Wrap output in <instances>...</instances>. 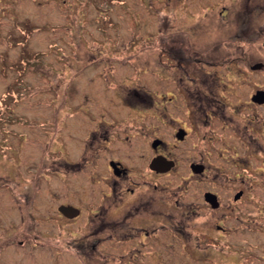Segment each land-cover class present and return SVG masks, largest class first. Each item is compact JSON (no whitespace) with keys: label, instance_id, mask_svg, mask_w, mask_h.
I'll use <instances>...</instances> for the list:
<instances>
[{"label":"flooded vegetation","instance_id":"1","mask_svg":"<svg viewBox=\"0 0 264 264\" xmlns=\"http://www.w3.org/2000/svg\"><path fill=\"white\" fill-rule=\"evenodd\" d=\"M199 1L215 13L216 28L191 36L223 42L199 49L164 39L155 62L133 68L145 72L143 84L120 88L124 69L99 70L94 59L69 69L70 79L91 70L89 83L97 80L82 89L76 114L81 151L72 160L65 149L55 157L51 146L47 212L33 207L38 174L0 175V188L14 195L10 205L0 200V264H166L187 243L206 251L203 258L231 251L246 258L245 246L234 250L233 233L264 231V0ZM68 83L62 100H52L55 137L61 109L71 107H63ZM92 169L90 191L55 203L56 176L70 189V173L85 183Z\"/></svg>","mask_w":264,"mask_h":264},{"label":"rangeland","instance_id":"2","mask_svg":"<svg viewBox=\"0 0 264 264\" xmlns=\"http://www.w3.org/2000/svg\"><path fill=\"white\" fill-rule=\"evenodd\" d=\"M113 4L111 0L0 2V175L38 174L40 186L33 207L43 212H47L52 202L51 174L47 166L49 153H52L51 146L56 142L55 150L58 153L54 154L55 157H64L65 149L68 158H78L81 151L77 134L80 123L75 119L79 118L76 114L81 112L82 89L97 84L96 77L89 83L88 76L94 73L91 70L87 71L88 75L78 74L70 79L68 75L73 74V71H69L72 66H82L91 59L99 63V70L114 64L124 69L118 72L117 79L120 80V88H127L131 84L144 83L145 72L140 71L139 74L133 68L138 65L143 69L146 64L155 62L158 47L166 40L165 37L168 38L169 46L172 42L179 46L181 40L184 43L181 46L186 48L193 45L199 49H206L213 44V40H217L208 34H204L201 39L191 36L197 31L207 32L216 28L215 13L211 15L212 10L204 7L206 3L199 0H119L118 4ZM161 15L163 20L159 22ZM217 41L223 42V39ZM222 44L216 46L221 48ZM216 52L220 57H233L227 56L225 49ZM232 61L241 62L235 58ZM49 68L56 72L54 79L53 75H49ZM54 80L58 85L56 95L51 87ZM67 83V91L72 83L73 89L70 96L65 97L67 103L63 107L69 105L71 110L61 109L64 104H59L63 112L57 119L59 126L55 137L52 117L56 104L53 105L52 100L54 103L62 100L61 91ZM118 105L122 109L123 105ZM66 115L67 122L60 124ZM43 160L46 163L44 165ZM261 170V193L264 199V165ZM88 171L86 174L89 177L85 183L82 173H70V189L64 185L66 179L62 175L63 179L56 176L55 203L65 200L78 202L80 193L90 191L88 181L93 178L95 171ZM13 196L9 189L0 188V200L4 199L6 206L12 204ZM251 205L255 206L249 203ZM42 222L47 226V221ZM238 234L235 236L233 233L232 245H236L237 249L234 250L245 246L248 250L246 254L243 252L246 258L240 257L236 251H231L226 258L221 253L215 254V258H203L206 251L197 250L192 243H185L187 251L179 254L177 260L166 264H264L261 251L264 231L248 230L244 235Z\"/></svg>","mask_w":264,"mask_h":264},{"label":"trees","instance_id":"3","mask_svg":"<svg viewBox=\"0 0 264 264\" xmlns=\"http://www.w3.org/2000/svg\"><path fill=\"white\" fill-rule=\"evenodd\" d=\"M163 20V16L161 15V17H159V22H161ZM161 29H163V27H160ZM160 31H163V30H160ZM167 38V37H165ZM163 40V38H161ZM168 39V38H167ZM174 46H175V43H172ZM14 93V92H13ZM12 93V94H13Z\"/></svg>","mask_w":264,"mask_h":264},{"label":"water","instance_id":"4","mask_svg":"<svg viewBox=\"0 0 264 264\" xmlns=\"http://www.w3.org/2000/svg\"><path fill=\"white\" fill-rule=\"evenodd\" d=\"M68 207H69V206H62V207H60V209H61L64 213H66L65 210L68 209ZM71 208H72V207H71Z\"/></svg>","mask_w":264,"mask_h":264}]
</instances>
